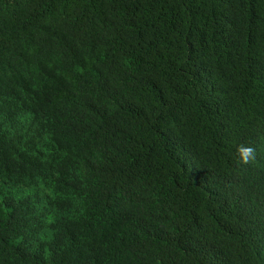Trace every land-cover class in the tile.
Wrapping results in <instances>:
<instances>
[{"label":"trees","instance_id":"1","mask_svg":"<svg viewBox=\"0 0 264 264\" xmlns=\"http://www.w3.org/2000/svg\"><path fill=\"white\" fill-rule=\"evenodd\" d=\"M0 185V264H264V0H0Z\"/></svg>","mask_w":264,"mask_h":264},{"label":"clouds","instance_id":"2","mask_svg":"<svg viewBox=\"0 0 264 264\" xmlns=\"http://www.w3.org/2000/svg\"><path fill=\"white\" fill-rule=\"evenodd\" d=\"M255 149L249 145L240 144L236 147V157L239 162L248 164L254 159Z\"/></svg>","mask_w":264,"mask_h":264},{"label":"rangeland","instance_id":"3","mask_svg":"<svg viewBox=\"0 0 264 264\" xmlns=\"http://www.w3.org/2000/svg\"><path fill=\"white\" fill-rule=\"evenodd\" d=\"M0 188H2L6 193H9V192H11V191H13L14 192V194H16L17 193V190H12L10 187H8V186H2V185H0ZM27 192H20V196H23L24 194H26Z\"/></svg>","mask_w":264,"mask_h":264}]
</instances>
